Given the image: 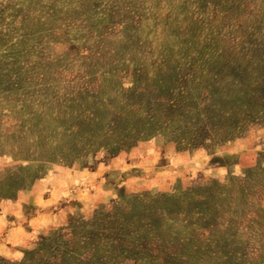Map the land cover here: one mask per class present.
I'll return each mask as SVG.
<instances>
[{"label":"rangeland","instance_id":"374dc122","mask_svg":"<svg viewBox=\"0 0 264 264\" xmlns=\"http://www.w3.org/2000/svg\"><path fill=\"white\" fill-rule=\"evenodd\" d=\"M0 264H264V0H0Z\"/></svg>","mask_w":264,"mask_h":264}]
</instances>
